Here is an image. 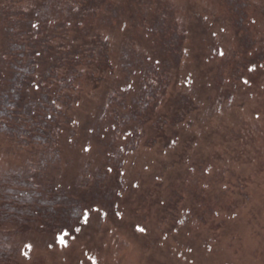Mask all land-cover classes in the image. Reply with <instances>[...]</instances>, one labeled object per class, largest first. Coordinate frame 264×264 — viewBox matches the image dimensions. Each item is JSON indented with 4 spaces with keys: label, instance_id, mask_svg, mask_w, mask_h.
Returning a JSON list of instances; mask_svg holds the SVG:
<instances>
[{
    "label": "rangeland",
    "instance_id": "374dc122",
    "mask_svg": "<svg viewBox=\"0 0 264 264\" xmlns=\"http://www.w3.org/2000/svg\"><path fill=\"white\" fill-rule=\"evenodd\" d=\"M108 1L119 10L94 22L107 61L61 98L57 159L0 132V194L33 211L36 184L66 204L58 228L7 224L0 264H264V0ZM136 56L158 74L150 98Z\"/></svg>",
    "mask_w": 264,
    "mask_h": 264
},
{
    "label": "trees",
    "instance_id": "16d2710c",
    "mask_svg": "<svg viewBox=\"0 0 264 264\" xmlns=\"http://www.w3.org/2000/svg\"><path fill=\"white\" fill-rule=\"evenodd\" d=\"M141 2L147 6L151 4V0ZM1 6L0 18L3 16L9 20L3 21L6 33L0 37V132L18 138L20 143L35 146L39 163L44 165L59 156L61 134L70 125V120L58 107L61 98H67V93L74 90L68 86L78 81L82 68L98 70L107 61L106 44L95 19L103 14L104 7L112 14L119 8L108 0H3ZM161 38L162 34L155 41L160 49L167 50L170 39ZM97 55L100 61H96ZM135 60L133 64L137 63L138 70H148L144 58L136 56ZM122 61V64L127 62L124 57ZM151 71L153 69L141 77L140 72H132L141 84L138 98H150L157 91L151 83H157L158 74ZM37 83L40 86L38 91L33 87ZM53 100L55 105L51 103ZM135 102L137 108L142 100L136 99ZM126 113L129 115L127 124L134 123L137 109ZM34 171L37 176L38 169ZM35 185H25L37 192L32 200L37 208L33 211L23 212L24 209L15 208V203L28 202L6 195L12 189L0 194V262L15 257L8 244L10 239H6L14 232L4 229L7 224L27 226L41 217L48 220V227L58 228L66 221L55 209L66 204L50 198L47 192L41 194ZM70 203L78 208L80 201Z\"/></svg>",
    "mask_w": 264,
    "mask_h": 264
},
{
    "label": "snow or ice",
    "instance_id": "6c2138e0",
    "mask_svg": "<svg viewBox=\"0 0 264 264\" xmlns=\"http://www.w3.org/2000/svg\"><path fill=\"white\" fill-rule=\"evenodd\" d=\"M253 23H255V21H253ZM33 27H37V25H33ZM220 54L223 55V52L221 51ZM37 55H39V53H37ZM157 63H159V61H157ZM261 67H264V65H262ZM249 71H252V69H249ZM244 83L247 84L248 81L245 80ZM33 87H35V89L38 91L40 86H39V84L37 83V84H34ZM128 87L131 88V85H129ZM51 103L55 105V104H56V101L53 100ZM48 119H52V117H51V116H48ZM72 123L75 124V123H77V121L73 120ZM69 143H71V141H69ZM172 143L175 144L176 141H172ZM83 151H84V152H89V151H91V149H90L89 147H84V148H83ZM108 171H111V169H108ZM117 215H120V213H117ZM136 230L139 231V232H142V233H143V232H146V229H145L144 227H140V226H137V229H136ZM61 242H63L62 239H61ZM25 247H27V248L30 249V248H31V245H26ZM24 255L27 257V256H28V253L25 252Z\"/></svg>",
    "mask_w": 264,
    "mask_h": 264
}]
</instances>
